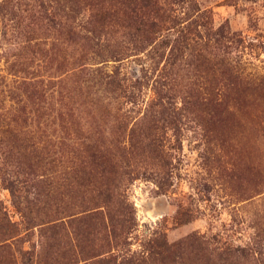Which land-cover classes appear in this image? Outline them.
<instances>
[{"label":"rangeland","instance_id":"rangeland-1","mask_svg":"<svg viewBox=\"0 0 264 264\" xmlns=\"http://www.w3.org/2000/svg\"><path fill=\"white\" fill-rule=\"evenodd\" d=\"M64 1L0 0V264H264V0H158L211 36L167 67L126 0Z\"/></svg>","mask_w":264,"mask_h":264},{"label":"trees","instance_id":"trees-1","mask_svg":"<svg viewBox=\"0 0 264 264\" xmlns=\"http://www.w3.org/2000/svg\"><path fill=\"white\" fill-rule=\"evenodd\" d=\"M126 1L129 7V11L126 12L125 10L123 11V13L126 15V18L127 14L129 13L127 19L132 20L135 26L133 28L132 34L129 36L133 37L132 40L138 43L135 44L137 49H142V45L146 41H154L151 44V53L155 52L160 54V52L162 51L160 49L163 47L166 48L168 46L169 51L165 61L166 67L168 64H172L177 59L182 58L184 53L183 51L190 46L202 44L207 49L211 39L210 33H205V30L203 31V34L200 33V31L198 32V28L196 27V25H194V22H192L191 20L187 21V18L183 16L178 17V15L176 14V9H169L166 6L162 7L159 5L158 0ZM65 4H68V11H66ZM84 7L85 5L78 4L77 0H70V2H60L58 9L59 12H62V15L71 13L70 16H72V14L78 15V13L82 11ZM199 10L200 9L197 8L198 12L196 13V16L200 15ZM139 13L143 14L138 15ZM164 14H167L168 17L163 18ZM163 21H168L167 26L164 28L167 34L164 35L159 42H157L154 38V35L158 30L162 31L159 24ZM90 31L95 32V30L92 28L90 29ZM219 47H224L223 49L226 51V53H228V49L231 48L232 45L231 42L230 45L220 42ZM175 110V107H172L170 110L172 118L174 117V114L176 112ZM173 130H176V125L173 126ZM132 146H135V143H132ZM102 157H104V159H102L100 163V166H102L103 168L102 171L106 170L107 172L114 175L117 172V169L113 168V166L110 164L109 157H106L105 155H103ZM136 176L137 172H135L134 170H130L129 172H127L125 185H128L133 179L136 178ZM115 185L116 182L112 183L113 187ZM109 190L110 189L106 188L107 193L105 194V197L106 199H108V201H111L112 194L109 193ZM125 202L123 203L124 206L122 204H118L119 210L108 217L109 232H111L114 237L118 238V243L116 244V246L119 248L116 249L117 251H121L119 249H122L123 245L127 244V235L134 226V223L132 222V215H130V212H128V207L126 206L127 204ZM159 247L160 248L157 250H150V248H146L145 250H143V255L134 257L132 259L124 258L122 260V264H170V261L172 263L171 259L176 254L179 245L177 243H165L159 245ZM226 249L227 248H225V250H222L226 251ZM117 257L118 256L116 255V258ZM111 258L115 262V259L113 257ZM172 264H174V262Z\"/></svg>","mask_w":264,"mask_h":264}]
</instances>
